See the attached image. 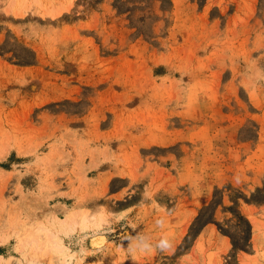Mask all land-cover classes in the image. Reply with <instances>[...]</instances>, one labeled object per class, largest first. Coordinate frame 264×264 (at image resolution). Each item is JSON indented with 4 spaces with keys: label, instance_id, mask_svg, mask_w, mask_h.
I'll return each mask as SVG.
<instances>
[{
    "label": "rangeland",
    "instance_id": "374dc122",
    "mask_svg": "<svg viewBox=\"0 0 264 264\" xmlns=\"http://www.w3.org/2000/svg\"><path fill=\"white\" fill-rule=\"evenodd\" d=\"M12 2L0 264H264V0Z\"/></svg>",
    "mask_w": 264,
    "mask_h": 264
},
{
    "label": "bare ground",
    "instance_id": "6f19581e",
    "mask_svg": "<svg viewBox=\"0 0 264 264\" xmlns=\"http://www.w3.org/2000/svg\"><path fill=\"white\" fill-rule=\"evenodd\" d=\"M9 2H12L13 0H8ZM29 1V0H28ZM34 2L35 1H37V0H33ZM31 2V1H30ZM13 3V2H12ZM41 5V4H40ZM43 5V4H42ZM42 5H41V7H42ZM28 6V4L26 3L24 6H23V8H22V10H25V8ZM45 6V5H44ZM39 10H40V8H39ZM61 12V9H56V8H49V7H42L41 8V13L43 14V15H49V16H55V15H57V14H59ZM72 218H74V217H72ZM85 218H87V217H85ZM89 219V218H88ZM73 223H75V224H77L78 223V220L76 219V218H74L73 220H71ZM88 220L87 219H82V222L84 223V224H87L86 222H87ZM90 222V221H89ZM88 222V223H89ZM45 228V227H44ZM43 228V226L41 227V226H38V228L36 227V229H35V233H34V235H35V237H36V233L38 232V231H43V230H45ZM38 235V234H37ZM48 235V234H47ZM51 235V234H50ZM47 237V236H46ZM48 237H49V235H48ZM51 237V236H50ZM33 239H36V238H33ZM55 242V241H54ZM56 243V242H55Z\"/></svg>",
    "mask_w": 264,
    "mask_h": 264
}]
</instances>
